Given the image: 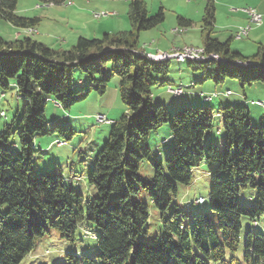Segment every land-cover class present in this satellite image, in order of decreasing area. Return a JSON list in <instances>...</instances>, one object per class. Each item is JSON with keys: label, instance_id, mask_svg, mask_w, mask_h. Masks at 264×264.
Returning <instances> with one entry per match:
<instances>
[{"label": "trees", "instance_id": "16d2710c", "mask_svg": "<svg viewBox=\"0 0 264 264\" xmlns=\"http://www.w3.org/2000/svg\"><path fill=\"white\" fill-rule=\"evenodd\" d=\"M18 1L0 0V19L17 30L35 28L39 19L19 16ZM35 1L62 5L72 0ZM106 1L128 3L129 31L78 38L66 50L49 48L27 35L13 42L0 37L1 97L13 91L23 103L15 129L5 125L0 132V264H20L34 249V240L51 230L73 244L83 221L98 231L97 253L94 258L67 254L64 264H225L226 253L238 249L242 218L255 222L264 214V121L253 125L246 104L219 106L216 112L208 105L189 106L173 115L166 107L155 105L152 89L170 86L153 74L166 77L169 61L156 62L138 54L139 35L163 23V9L150 16L144 0ZM204 1L202 48L206 55H216L224 62L187 61L189 67L201 71L192 85L210 79L220 83L227 76L241 88L264 84V47L250 58L256 65H235L249 59L232 53L228 42L220 43L211 36L215 5L213 0ZM177 24L187 28L191 22L177 18ZM115 76L125 113L111 123L108 139L92 165L88 183L96 195L85 206L83 197L70 190L58 171L35 173L33 159L39 151L34 139L56 134L69 141L72 130L56 125L48 129L47 102L69 110L92 94L104 95ZM215 114L223 120L225 137L220 146L212 144L208 136ZM166 124L173 145L165 157V168L161 161L152 160L153 178H142L139 169L150 155L149 136ZM15 134L19 152L12 153L5 146ZM201 162L211 181L209 205L217 224L205 213L192 217V227L183 223L187 215L178 219V212L164 218L177 196V185H189L193 169ZM248 187L254 189L255 199L246 207L236 197ZM143 191L162 214L164 236L150 245L137 243L146 234L149 221L148 206L137 201ZM244 250L246 264H264V232H247Z\"/></svg>", "mask_w": 264, "mask_h": 264}, {"label": "rangeland", "instance_id": "374dc122", "mask_svg": "<svg viewBox=\"0 0 264 264\" xmlns=\"http://www.w3.org/2000/svg\"><path fill=\"white\" fill-rule=\"evenodd\" d=\"M144 1L147 5L150 16L155 15L157 10L161 7L164 12V21L157 28L141 32L140 36L142 39H140V43H143L144 36H149L147 34H151L152 32H157L160 30L162 33H164L163 35L167 36L170 42L172 41L171 39H177V41L182 40L184 42H190L191 40L193 45H198L203 7L205 5L204 0ZM108 2H121L115 9V17L103 16L101 19H98L100 21H92V24L90 25L89 22L85 24L87 25L85 27H94V24L98 25L97 22H102L103 25H106L105 27L111 28L115 26V23H112L114 18L116 20L115 22H117L114 34L118 32L129 31L130 25L127 18V2ZM49 6L53 5L39 4L35 0H19L17 4L18 10H20L19 16L26 18H40L41 16H46L44 19H48L47 14H45L47 12L45 7ZM178 16L186 18L192 22L191 27L187 29L189 30L187 34H183L186 30L185 28L178 26ZM90 18L92 20V17ZM42 23L43 24L39 28L41 29V32L36 28H32L35 33L30 36L35 41H37V35L39 32L40 36H52L55 34L72 36L73 33L78 32V29L75 28L76 24H74L72 21H70V25L62 22L61 26L52 25L50 20H43ZM226 23V16L219 15L218 26L226 25ZM83 26L84 24L82 22L81 27ZM172 26H175L174 30H178V32H172V29L170 30V33L173 34V37L169 36L168 34V29ZM247 26L248 24L240 27L239 29ZM47 27H50L51 29ZM216 30L219 31L218 28ZM14 31L15 28H13L6 21L0 19V37L5 42H13L16 40ZM22 33L26 35L25 32L22 31ZM145 43L146 45L149 44V42ZM174 47L175 48L173 49H179L185 46ZM173 49L166 50L161 53H170ZM140 50L143 51L142 48L138 51ZM146 55H156V53L148 54L146 52ZM230 71L231 73H234L236 71L235 67H232ZM200 73L201 71L199 69L189 67L186 62L170 60L167 76L161 77L153 74V77L157 78L159 82L167 81L173 86H178V88L182 89V94L177 97L170 93L167 90L168 87L166 86L154 87L151 91L153 103L155 105H162L166 107L169 115L178 113L183 108L196 106L198 105L197 103H201L203 106H211L216 112L217 106L215 101H217V99H213L212 102L208 103L205 102V100L203 101L202 95L205 94L206 96H209L211 93H214V90L223 92L225 90H230L231 94L227 96V98L232 99L237 95H242L244 90L254 96L263 95L264 92V84L262 83H256L251 86H245L244 88H241L237 80H234L228 76L225 77L224 81L220 83H216L214 79H210L203 83L192 85V83L200 76ZM82 89L83 88H80V90ZM118 90L119 79L115 76L108 83L104 95L97 96L92 94L87 100L75 104L69 110L64 111L60 109L59 107L55 106L52 101H48L45 106V117L48 129H51L55 125L61 126L63 129L72 130L73 137L66 142L56 134H48L46 136L38 137V140H42L43 142L51 140L55 141L51 144L46 143L44 146H40V151L38 150L39 148L36 149L39 152L36 153L33 159L35 173L37 175H41L52 171H58L62 175L66 185L70 188V190L83 197L85 206L89 204L96 195L94 187L88 183V178L92 169V165L96 160L97 154L104 147L112 126L111 123H96L95 116L104 115L111 122H115L125 113L124 105L121 102ZM215 96L216 94L214 93L211 97L213 98ZM0 98V110L5 114V118L0 117V132L4 131L5 125H11L13 126V129H15L16 123L18 122V119L22 113L23 103L22 101L16 99L13 91L5 93L2 97L0 94ZM207 98L206 101H208ZM208 99H210V97ZM254 101L256 106H263V101ZM250 103L251 101L249 100L247 107L250 111L251 122L253 125H259L260 122L253 123L255 119L254 117L256 116L252 115L251 113V108H254L252 106L254 103ZM208 136L211 143L214 145L220 146L224 141L225 136L223 131V120L216 114L214 116L212 128L209 130ZM14 145L18 146V136L16 134L11 136L8 144L5 147L10 149L12 153H16L13 148ZM172 145V137L167 124L163 125L156 132L151 133L149 136L150 155L142 162L139 169V175L146 179L153 178L154 171L151 166L152 160L161 161L163 168H165L164 160L170 152ZM46 146L48 147L47 149L44 148ZM210 188V178L207 174L204 162H201L197 168L193 169L192 178L189 185H177V196L172 200L170 207L168 210H166L163 217L168 218L173 212L179 213L177 215L178 219H182L183 215H187V218L183 219V223L192 227V217L205 213L208 214L213 223L217 224V216L211 211L209 205L208 196ZM236 198L241 205L246 207L252 206L255 199V191L254 189L248 187L245 190H241ZM200 199H203L204 202L199 203ZM137 201L145 203L148 206L149 211V221L147 224L146 234L140 236L137 240V243L138 245L154 244V239L156 237L164 236L161 226L162 214L153 205L148 192H141V194L137 197ZM4 211V208L1 209V212ZM241 225L242 228L238 249L234 253H226L224 259L225 264H246L243 258L245 252L244 239L246 233L252 232L255 234H260L264 232V214L256 219L255 222L247 218H242ZM97 235L98 231L96 227L90 223H87L86 221L81 222L77 226L75 232V241L73 244L62 240L56 230H51L49 234L34 240V249L21 261L20 264H64V259L67 254H76L78 256L86 255L88 257L94 258L97 253ZM232 259L235 261H232ZM209 264L221 263L210 262Z\"/></svg>", "mask_w": 264, "mask_h": 264}, {"label": "crops", "instance_id": "0c3cea01", "mask_svg": "<svg viewBox=\"0 0 264 264\" xmlns=\"http://www.w3.org/2000/svg\"><path fill=\"white\" fill-rule=\"evenodd\" d=\"M214 5H215V21L213 25V33L212 37L216 40H218L220 43H225L228 42L230 51L234 54L239 55L242 58H253L259 54L260 48L264 47V20L259 26H253L251 25L250 30L248 31L246 36H241L240 39L236 38V33L238 32L240 27H243L248 24V16L246 15L245 12H243V9L246 8H252L256 12H264V0H213ZM121 2H108L106 0H72L68 1L65 4L62 5H53L49 7H45L47 9V14L48 19H44L46 16H41L39 19L37 25L35 28L40 31L41 29L40 26L43 24V20H50V23L55 26H61L62 22L67 25H70V21H72L75 25V28L78 29L77 33H73L72 36H64L63 34H55L52 36H40V32L37 35V41L44 44L45 46L55 49V48H61V49H68L71 46L75 44L78 38H86V39H93V38H100L101 35L103 34H111L115 32V26L116 20L113 18L112 23H115L114 27H105L106 25H103L102 22H97L98 25L94 24V27H85L87 23L92 24V21H100L98 19L101 18H95L93 16L94 13H110L112 16L115 17V9L117 5H119ZM128 5V3H127ZM126 10V9H125ZM204 11V7H203ZM20 10H16V13L20 15ZM91 14V15H90ZM219 15H225L226 16V25L223 26H218V16ZM203 16V14H202ZM92 17V20L91 18ZM177 18H182V17H177ZM184 20H188L186 18H182ZM190 21V20H188ZM82 22L84 24L83 27H81ZM191 22V21H190ZM120 23V21H119ZM80 24V25H77ZM192 25V22H191ZM191 25L187 28H185V32L183 34H187ZM179 26V25H178ZM51 27V26H50ZM50 27H47L51 29ZM157 28V27H156ZM172 28H175V26H172L168 30L169 36L173 37V34L170 33V30ZM218 28L219 31L216 29ZM245 28V27H244ZM152 30V29H151ZM16 39H20L24 37L22 30H17L15 29L14 31ZM160 30L157 32H152L151 34H147L149 36H144L143 37V43H140L141 48L143 51L147 52L148 54H155L158 52H163L166 50H171L175 48L174 46H193V47H202V24L200 26V36H199V43L198 45H193L192 41L190 42H184V41H177V39H171L172 41L167 38V36L163 35ZM43 35V34H42ZM92 35V36H91ZM194 38V37H192ZM141 36L139 35V41H140ZM224 39V41H223ZM194 41V39H193ZM145 42H149V44L146 45ZM170 87L169 88H178V86H173L171 83L168 84ZM180 87V86H179ZM230 92V90H225L223 91H216L214 90L213 92L216 94L215 97H211L212 94L209 96H206L204 93L203 96V101L205 102H212L213 99H217L215 101V104L217 108L219 106H224V105H241V104H246L249 103V100L251 101L250 104H253L255 101L254 100H260L264 102V92L263 95L259 96H254L251 93H248L244 90V93L242 95H237L236 97L230 99L227 98L225 93ZM170 92V91H169ZM171 93V92H170ZM208 101H206V98ZM53 103V102H52ZM198 105H202L201 103H197ZM256 103H254L252 106L254 108H251V113L252 115L256 116L254 117L253 123L256 122H261L264 121V103L263 106H256ZM263 107V108H262ZM55 140L43 142L42 140H38V137L34 139V148L40 151V146H44V144H51ZM43 144V145H42ZM48 146V145H47ZM44 148H48V147ZM14 150L15 152H19V147L17 145H14Z\"/></svg>", "mask_w": 264, "mask_h": 264}, {"label": "bare ground", "instance_id": "6f19581e", "mask_svg": "<svg viewBox=\"0 0 264 264\" xmlns=\"http://www.w3.org/2000/svg\"><path fill=\"white\" fill-rule=\"evenodd\" d=\"M243 12L246 13V11H243ZM247 28H248V26L245 28H241L240 30H247ZM22 31L25 32V34L27 36L33 35L35 33L32 28L22 29ZM172 32H178V30L175 29ZM171 53H180V55H183V57H188V58L180 59L178 57H172V56H167V55H160V56H156V57H152L154 55H147V58L149 60L158 61V62H165V61H170V60H177L180 62H187V61H189V62H204L207 59H214L217 61L224 62L223 59L219 58L216 55H206L205 51L202 47H187V46H185L183 48L173 49L172 52L164 53V54H171ZM203 54H205V57H203ZM249 61H253V60L249 59ZM235 65H237L239 67L247 68V67H251V66L256 65V63H245L243 60V61H236ZM178 91H179V95H175L177 97L182 94V89L178 88ZM0 116L5 118L4 112H0ZM96 123H98V120H96Z\"/></svg>", "mask_w": 264, "mask_h": 264}, {"label": "built area", "instance_id": "2783aa9c", "mask_svg": "<svg viewBox=\"0 0 264 264\" xmlns=\"http://www.w3.org/2000/svg\"><path fill=\"white\" fill-rule=\"evenodd\" d=\"M187 1H190V0H187ZM242 11H246V15H248V28L247 30H238V32L236 33V38L237 39H240L241 36H246L248 31L250 30L251 28V25L253 26H259L262 21L264 20V13H258L256 12L254 9L252 8H246V9H243ZM95 18H101L103 16H108V15H111L110 13H97V14H93ZM172 31H174V28H172ZM138 54H145L146 55V52L145 51H141L139 52ZM160 55H167V56H172V57H178L180 59H185V58H188V57H183V55H180V53H171V54H164V53H156V55L152 56V57H156V56H160ZM203 57H205V54H203ZM245 63H257L256 61H249V60H244ZM169 91L174 94V95H179V91H178V88L176 89H170L169 88ZM226 95H229L230 92H226L225 93ZM208 99V98H207ZM1 100V98H0ZM55 106L59 107L56 103H54ZM95 119L98 120V124H110L112 123L110 120H108L104 115H96L95 116Z\"/></svg>", "mask_w": 264, "mask_h": 264}]
</instances>
